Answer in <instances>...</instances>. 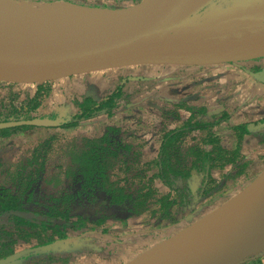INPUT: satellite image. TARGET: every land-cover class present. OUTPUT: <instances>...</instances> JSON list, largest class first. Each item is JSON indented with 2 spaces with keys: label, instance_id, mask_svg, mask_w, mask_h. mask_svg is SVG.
Masks as SVG:
<instances>
[{
  "label": "rangeland",
  "instance_id": "rangeland-1",
  "mask_svg": "<svg viewBox=\"0 0 264 264\" xmlns=\"http://www.w3.org/2000/svg\"><path fill=\"white\" fill-rule=\"evenodd\" d=\"M19 1L37 5L51 0ZM74 1L124 10L143 0ZM215 1L217 0H213L197 12H188L187 16L180 18H186L196 24L215 25L218 20L217 22L204 20L208 9L216 3ZM221 10L223 7H217L215 13ZM227 12L231 11L226 10L225 13ZM261 13H264V10ZM75 29V25H72L66 27L65 31L72 33L71 31ZM74 35L82 34L75 32ZM242 63L248 67H257L259 70L249 75H238L235 70L221 72L225 67L224 64L203 66L140 62L43 80H21L1 76L0 118L4 121L15 118V114L9 115L15 108L17 111L22 110L21 115L28 111L29 99L35 96L38 86L49 81L52 86L50 93L41 96L42 101L38 110L30 111V114L53 117L62 122L67 121L77 112L71 101L74 97L91 95L100 100L121 87L123 98H119L118 107L115 108L112 116L102 113L83 120L74 127L32 128L3 138L0 141V185L14 188L11 171L20 165H26L35 146L51 134L56 138L46 152V172L42 184L45 193L54 191L61 193L78 188L80 176H76L72 169V158L84 146L87 138L101 137L109 132L110 127L119 129L116 132L112 130L109 132L112 138L119 140L122 137L123 144H132V152L137 149L143 151L141 160H152L157 156V148L163 132L190 116L186 107L179 109L175 107L180 101H186L191 105L210 106L204 116L206 120H215L213 114L229 111L231 115L229 119L216 127L227 146L234 145L235 141L231 127L236 123L246 122L250 134L245 135L242 151L247 159L252 161L247 175L239 176L238 185L229 188L211 204L200 205L195 212L176 223L156 228L149 214L144 213L123 222L109 221L105 225L109 229L107 233L102 231V227L98 230L88 228L69 230L67 237L41 245L39 244L42 240L39 237L17 236L11 241L9 246L12 250L7 256L18 252L24 254L7 264H129L141 260L143 263L154 252L157 254L158 251L172 246L179 237L189 232L193 233V225L199 228V234L194 232L195 238L202 235L208 229L204 224L211 225L219 220L223 215L225 204L264 174V140L260 142L261 134L264 133V56L249 58ZM176 112L180 114L179 120ZM189 143L191 145L193 141ZM124 152L127 159L135 157V154L129 156L131 151ZM191 159L192 156H189L187 161ZM229 169L230 165L227 166L226 171ZM115 172H118L117 167ZM215 172L216 175L221 174V171ZM233 183L234 180H229V184ZM190 184L196 189L199 185L198 177L191 178ZM155 185L161 193L168 191L162 183L156 181ZM214 212L217 214L212 215ZM9 228L13 230L11 226ZM239 264H264V251Z\"/></svg>",
  "mask_w": 264,
  "mask_h": 264
},
{
  "label": "trees",
  "instance_id": "trees-1",
  "mask_svg": "<svg viewBox=\"0 0 264 264\" xmlns=\"http://www.w3.org/2000/svg\"><path fill=\"white\" fill-rule=\"evenodd\" d=\"M246 68L250 72L259 70L252 66ZM51 89L50 81L41 83L35 96L29 99L28 111L21 115L22 110L15 108L9 115L15 114L16 120L40 117L29 112L38 110L41 96L49 94ZM119 98H123L121 87L100 100L91 95L74 97L71 101L77 112L67 121L60 122L58 127H74L102 113L112 116ZM175 107H186L190 116L163 132L157 156L152 160H141L143 151L132 152V144H123L122 137L119 140L112 138L109 132L118 131L117 127H110L101 137L87 138L71 161L75 175L80 176V183L77 189L70 191L45 193L42 189L47 148L56 136L51 134L38 143L27 164L11 171L14 188L0 185V257L11 252L9 245L17 236L39 237L41 245L67 237L69 230L102 227L107 233L109 229L105 225L109 221L123 222L144 213L149 214L154 227L161 228L178 222L202 204H211L229 188L238 185V178L247 175L252 163L242 151L245 135L250 134L246 122L231 127L235 141L234 145L227 146L216 127L229 119V111L213 114L215 120H206L208 105L180 101ZM176 117L180 119L179 112ZM0 121L4 120L0 118ZM47 127L54 126L25 123L1 128L0 141L19 131ZM261 135L260 142H263L264 133ZM189 141L193 143L190 145ZM124 151H131L129 156L135 154V157L127 159ZM189 156L192 159L187 161ZM228 165L230 169L226 171ZM215 171H221V174L216 175ZM194 176L199 179L196 189L190 184ZM231 179L233 184H229ZM156 181L168 191L161 193ZM8 236L11 237L6 239Z\"/></svg>",
  "mask_w": 264,
  "mask_h": 264
},
{
  "label": "water",
  "instance_id": "water-1",
  "mask_svg": "<svg viewBox=\"0 0 264 264\" xmlns=\"http://www.w3.org/2000/svg\"><path fill=\"white\" fill-rule=\"evenodd\" d=\"M177 1L143 0L93 37L39 39L16 31L0 32V77L43 80L140 62L212 65L264 56V20L230 28L196 24L169 15ZM25 123L59 126L60 121L53 117L13 119L0 121V129ZM244 198L247 201L238 215L230 217L219 246L202 244L191 249L182 255L180 264H239L264 251V219L257 223L249 219L250 212L264 203V174L232 201ZM192 228L199 234L196 225ZM23 254L0 258V264Z\"/></svg>",
  "mask_w": 264,
  "mask_h": 264
},
{
  "label": "bare ground",
  "instance_id": "bare-ground-1",
  "mask_svg": "<svg viewBox=\"0 0 264 264\" xmlns=\"http://www.w3.org/2000/svg\"><path fill=\"white\" fill-rule=\"evenodd\" d=\"M212 1L178 0L172 6L169 15L172 18L181 19V16L185 17L188 12H197ZM74 2V0H51L35 5L19 0H0V32L16 31L39 39L93 37L107 27L114 26L119 18L131 9L124 8L123 10ZM72 25L76 27L74 31L82 35H74V31H71L72 33L65 31L66 27ZM241 200L226 204L220 219L211 225L204 224L208 226V229L197 239L194 232H189L179 237L172 246L158 251L151 259H148V256V260L140 264H156L155 260L158 258L157 264L159 260H162L163 264H180L183 254H187L191 249L199 248L202 244L218 247L222 232L229 225L230 217L238 215L242 205L247 201L245 198ZM261 218L264 219V203L249 214L252 223H257ZM229 242L231 240L227 241Z\"/></svg>",
  "mask_w": 264,
  "mask_h": 264
},
{
  "label": "crops",
  "instance_id": "crops-1",
  "mask_svg": "<svg viewBox=\"0 0 264 264\" xmlns=\"http://www.w3.org/2000/svg\"><path fill=\"white\" fill-rule=\"evenodd\" d=\"M215 2L216 3H213L212 7L208 9L204 20H218L219 22L216 21L217 24L215 25H208L230 28L264 20V13H261L264 10V0H217ZM217 7H223V10L215 13ZM226 10H230L231 12L225 13ZM221 64L225 65L221 72L235 70L238 75H249L251 73L246 68L248 65H244L242 62L219 63V65Z\"/></svg>",
  "mask_w": 264,
  "mask_h": 264
},
{
  "label": "flooded vegetation",
  "instance_id": "flooded-vegetation-1",
  "mask_svg": "<svg viewBox=\"0 0 264 264\" xmlns=\"http://www.w3.org/2000/svg\"><path fill=\"white\" fill-rule=\"evenodd\" d=\"M240 62H242V61H240ZM204 66V65H203Z\"/></svg>",
  "mask_w": 264,
  "mask_h": 264
}]
</instances>
